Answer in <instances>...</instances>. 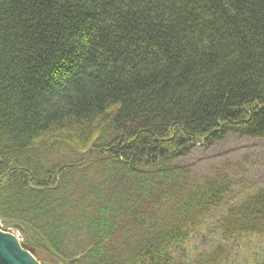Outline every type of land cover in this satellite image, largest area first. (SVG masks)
Masks as SVG:
<instances>
[{"label":"trees","instance_id":"trees-1","mask_svg":"<svg viewBox=\"0 0 264 264\" xmlns=\"http://www.w3.org/2000/svg\"><path fill=\"white\" fill-rule=\"evenodd\" d=\"M264 138V0H0V221L41 264L172 252L232 181L175 164ZM220 237H264V189Z\"/></svg>","mask_w":264,"mask_h":264},{"label":"rangeland","instance_id":"rangeland-1","mask_svg":"<svg viewBox=\"0 0 264 264\" xmlns=\"http://www.w3.org/2000/svg\"><path fill=\"white\" fill-rule=\"evenodd\" d=\"M174 162L196 178L215 170L224 171L232 185L224 201L200 226L190 229L187 240L172 255L180 261H191L199 251L206 250L218 253L220 264H264V237L243 235L224 241L217 227V221L227 206L242 201L257 188L264 189V138L228 135L209 150L195 146L189 155L176 158ZM0 228L16 236L21 243L20 233L14 228L5 226L1 221ZM24 249L33 255L30 250Z\"/></svg>","mask_w":264,"mask_h":264},{"label":"water","instance_id":"water-1","mask_svg":"<svg viewBox=\"0 0 264 264\" xmlns=\"http://www.w3.org/2000/svg\"><path fill=\"white\" fill-rule=\"evenodd\" d=\"M0 264H40L16 236L0 228Z\"/></svg>","mask_w":264,"mask_h":264}]
</instances>
